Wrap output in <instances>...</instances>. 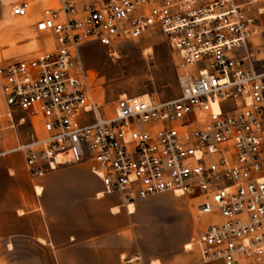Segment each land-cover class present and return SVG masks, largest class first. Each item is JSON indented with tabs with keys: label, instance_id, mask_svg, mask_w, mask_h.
<instances>
[{
	"label": "built area",
	"instance_id": "built-area-1",
	"mask_svg": "<svg viewBox=\"0 0 264 264\" xmlns=\"http://www.w3.org/2000/svg\"><path fill=\"white\" fill-rule=\"evenodd\" d=\"M36 17L41 50L0 66L4 104L24 127L0 155L20 152L31 177L87 163L96 196L128 214L162 193L193 198L205 223L185 249L202 264H264V0H54ZM157 33L177 57V95L101 102L81 48L115 55Z\"/></svg>",
	"mask_w": 264,
	"mask_h": 264
},
{
	"label": "rangeland",
	"instance_id": "rangeland-1",
	"mask_svg": "<svg viewBox=\"0 0 264 264\" xmlns=\"http://www.w3.org/2000/svg\"><path fill=\"white\" fill-rule=\"evenodd\" d=\"M24 1L31 3L30 14L24 18L12 17V7ZM53 3L54 0H0V66L32 56L41 50L44 38L36 35L30 26L39 12ZM81 52L85 65L93 70L94 88L101 102L111 104L124 94L139 96L153 93L158 98H172L179 91L175 67L177 57L169 50L165 37L160 33L125 43L116 50L115 55H109L105 48L96 43H87ZM21 116L23 114L20 112H11L10 115L0 90V152L14 149L23 139L24 127L18 125ZM19 178L32 181L22 154L16 151L0 155V183ZM51 179L55 186L54 197L64 208L90 204L106 206L114 201L109 198L97 202L89 200L90 191L96 187V182L82 168L53 174ZM18 198L23 207L15 209L17 216L20 212H24V215L36 212L41 207V198L34 190L27 195L19 192ZM195 206V199L176 197L169 193L144 198L134 204V212L129 216L133 228L140 229L143 234L136 255L141 264H202L196 250L184 247L205 223V219L197 221ZM33 225L35 235L31 233L34 236L32 247L26 250V255L34 258V264H57L40 262L46 256L55 255L56 248H46L43 244L48 235L44 222ZM69 228L70 223H64L63 229ZM86 248L69 239L59 249H63L65 255H82L86 253ZM19 255L25 254L18 252ZM125 260L122 257L119 264H124Z\"/></svg>",
	"mask_w": 264,
	"mask_h": 264
},
{
	"label": "crops",
	"instance_id": "crops-1",
	"mask_svg": "<svg viewBox=\"0 0 264 264\" xmlns=\"http://www.w3.org/2000/svg\"><path fill=\"white\" fill-rule=\"evenodd\" d=\"M261 22L264 29V17ZM71 168L84 169L96 182V187L90 191L89 200L97 202L109 198L114 201L106 206L90 204L64 208L54 197L55 186L51 176ZM31 180L8 179L6 183H0V264H34V258L26 255V250L32 247L31 240L34 237L32 234L35 235L33 224L41 221L47 227L48 233L43 244L46 248H56V253L44 257L45 259L40 262L119 264L122 257L125 259L137 257L138 247L142 244V231L133 228L130 214L123 209L114 212L117 215L111 213L110 209L118 205L115 197L96 196L103 189L102 182L90 171L87 163L59 168L41 177H32ZM36 186L41 188L39 194L34 189ZM33 190L41 198L39 199L41 207L36 212L25 215L24 212H20V216H17L15 209L23 207L18 198L19 192L27 195ZM64 223H70L68 230L63 229ZM69 239L87 246L86 253L65 255L64 250L59 248ZM17 251L25 255L18 256Z\"/></svg>",
	"mask_w": 264,
	"mask_h": 264
},
{
	"label": "bare ground",
	"instance_id": "bare-ground-1",
	"mask_svg": "<svg viewBox=\"0 0 264 264\" xmlns=\"http://www.w3.org/2000/svg\"><path fill=\"white\" fill-rule=\"evenodd\" d=\"M147 51L149 52L150 50H149V48L147 49ZM35 191L39 194L40 193V191H41V188L39 187V186H36V188H35ZM118 209H117V207H114V208H112V211L113 212H116ZM129 210L130 211H132V212H134L133 210H134V206H129ZM186 245V244H185ZM189 246V243H187V246L186 247H188ZM155 264H157V263H155Z\"/></svg>",
	"mask_w": 264,
	"mask_h": 264
}]
</instances>
